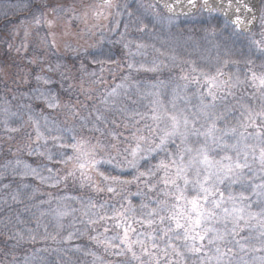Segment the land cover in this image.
Wrapping results in <instances>:
<instances>
[{
	"label": "snow or ice",
	"instance_id": "obj_1",
	"mask_svg": "<svg viewBox=\"0 0 264 264\" xmlns=\"http://www.w3.org/2000/svg\"><path fill=\"white\" fill-rule=\"evenodd\" d=\"M20 15L0 264H264V0H0Z\"/></svg>",
	"mask_w": 264,
	"mask_h": 264
},
{
	"label": "rangeland",
	"instance_id": "obj_2",
	"mask_svg": "<svg viewBox=\"0 0 264 264\" xmlns=\"http://www.w3.org/2000/svg\"><path fill=\"white\" fill-rule=\"evenodd\" d=\"M77 3H95L93 0L91 2V0H76ZM24 16L20 15L19 16V20H23ZM201 19V16L199 13L196 14L195 17L191 18V19H187L186 17L183 19H177L176 24L178 25V27H173L172 28V32L174 34H178V35H183V36H188V35H192L193 37L199 39L203 33L201 31V29L205 26L201 23H199L198 21ZM18 23H20L18 21ZM4 94L0 95V97H3Z\"/></svg>",
	"mask_w": 264,
	"mask_h": 264
},
{
	"label": "trees",
	"instance_id": "obj_3",
	"mask_svg": "<svg viewBox=\"0 0 264 264\" xmlns=\"http://www.w3.org/2000/svg\"><path fill=\"white\" fill-rule=\"evenodd\" d=\"M92 2V0H91ZM23 16V15H22ZM204 16L206 17L207 14H204ZM193 17H187V19H191ZM183 19V18H180ZM18 21L20 22L19 18H11V22H9V20L4 19L2 16H0V35H3L6 31L12 29L15 25H18ZM6 58L3 56V53L0 52V65H2L4 63V60ZM5 94L3 91V86L2 84H0V95ZM2 142V141H0Z\"/></svg>",
	"mask_w": 264,
	"mask_h": 264
},
{
	"label": "water",
	"instance_id": "obj_4",
	"mask_svg": "<svg viewBox=\"0 0 264 264\" xmlns=\"http://www.w3.org/2000/svg\"><path fill=\"white\" fill-rule=\"evenodd\" d=\"M95 2H97V0H94ZM178 11H179V9H178ZM180 17H185V16H183V15H180L178 18H180Z\"/></svg>",
	"mask_w": 264,
	"mask_h": 264
}]
</instances>
